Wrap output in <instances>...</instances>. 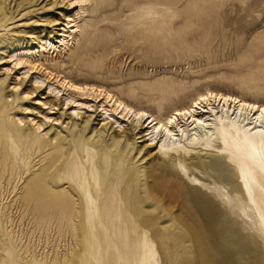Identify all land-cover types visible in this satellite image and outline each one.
Masks as SVG:
<instances>
[{
    "label": "rangeland",
    "instance_id": "1",
    "mask_svg": "<svg viewBox=\"0 0 264 264\" xmlns=\"http://www.w3.org/2000/svg\"><path fill=\"white\" fill-rule=\"evenodd\" d=\"M57 2L0 0V79H7L0 91V124L7 120L13 128L18 116L31 124L39 116L40 95L21 99L25 83L12 93L24 70L14 69L10 55L29 46L38 50L42 37L54 41L61 26L54 23L70 13ZM86 9L75 44L59 56L48 46L46 65L92 78L157 115L188 104L207 87L264 102V0H89ZM65 125L55 128L67 134ZM0 135V264H129L128 247L120 241L108 246L107 239L98 246L97 263L93 234L110 230L85 224L73 229L61 225L56 212L36 207L47 193L42 168L56 148H28L27 140L20 147ZM135 142V160L145 165L138 150L143 144ZM167 196L159 199L162 209L149 211L145 204V214L127 213L137 223L129 233L135 231L142 242L147 230L160 264H264V238L257 229L206 211L200 200Z\"/></svg>",
    "mask_w": 264,
    "mask_h": 264
},
{
    "label": "bare ground",
    "instance_id": "2",
    "mask_svg": "<svg viewBox=\"0 0 264 264\" xmlns=\"http://www.w3.org/2000/svg\"><path fill=\"white\" fill-rule=\"evenodd\" d=\"M55 1L70 13L54 23L61 25L54 41L42 37L38 50L16 48L10 55L14 69L24 70L12 93L25 83L20 98L40 95L36 104L44 110L30 119L32 124L22 116H16L13 128L7 120L0 124L2 137H12L20 147L56 148L42 168L47 193L36 207L56 212L60 224L73 229L85 224L110 230L93 234L97 263L102 258L98 246L107 239L108 246L120 241L128 247L129 264H160L149 232L142 242L135 231L129 233L137 223L127 213L143 215L145 204L149 211L162 209L159 199L177 193L191 202L200 200L206 211L223 212L237 226L257 229L264 238V102L207 87L188 104L157 115L92 78L51 68L43 50L51 45L49 50L59 56L75 44L89 0ZM6 80L0 79V91ZM62 123L67 134L55 128ZM137 138L145 165L135 160Z\"/></svg>",
    "mask_w": 264,
    "mask_h": 264
}]
</instances>
